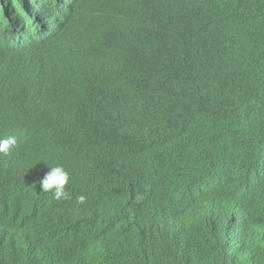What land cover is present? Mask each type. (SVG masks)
I'll use <instances>...</instances> for the list:
<instances>
[{"label": "trees", "instance_id": "obj_1", "mask_svg": "<svg viewBox=\"0 0 264 264\" xmlns=\"http://www.w3.org/2000/svg\"><path fill=\"white\" fill-rule=\"evenodd\" d=\"M3 2L0 264H264V0Z\"/></svg>", "mask_w": 264, "mask_h": 264}, {"label": "clouds", "instance_id": "obj_2", "mask_svg": "<svg viewBox=\"0 0 264 264\" xmlns=\"http://www.w3.org/2000/svg\"><path fill=\"white\" fill-rule=\"evenodd\" d=\"M1 2L4 5L3 0ZM19 29V28H17ZM17 29L12 30V34L7 36H4L3 45H9L13 47L10 43H8L11 40H23L25 38H29L35 35V32L33 30H22L17 33ZM22 28H20L21 30ZM6 40V42H5ZM28 41L22 42V44H16L14 46L22 47L24 44H26ZM15 143V139L12 137H0V152H7L10 145ZM43 170V169H42ZM44 171V170H43ZM140 171L133 167L132 169V175L135 176L136 174H139ZM69 180V172L66 169V167L56 166L49 169V171L44 175V177L39 181L40 187L46 191V194L51 193L49 196L56 197L57 199H60L63 197L64 199H68L69 195L67 192L64 191V186ZM77 200L79 203H83L85 200V196L81 195L77 197Z\"/></svg>", "mask_w": 264, "mask_h": 264}, {"label": "bare ground", "instance_id": "obj_3", "mask_svg": "<svg viewBox=\"0 0 264 264\" xmlns=\"http://www.w3.org/2000/svg\"><path fill=\"white\" fill-rule=\"evenodd\" d=\"M74 1H75V0H68V2H67V6H65V7H67V8H64V9H66V10H65V14H66L67 10L71 7V5L73 4ZM65 14H63V16H65ZM63 16H62V18H63ZM2 19H3V17H2ZM2 19H1L0 21H2ZM12 24H16V23H11V22L8 23V27H7L8 29H6V30L8 31V35H10V34L13 33L12 30L10 29V26H11ZM19 24L25 26L23 22H22V23H19ZM59 24H60V25H58L57 27H50V28H47V29L43 30V32L46 31V30H49V31H50V33L46 34L45 36L37 35V33H36L34 36L29 37L28 39L25 38V39H23V40H11V41H9V42H11L12 44H13V42H16V44H22V42L28 41L27 43L35 44L36 42L43 41V40L48 39L49 37H51L55 32H57V31L59 30V28H60L61 25H62V22L59 23ZM1 28H2V27H1ZM22 30H26V29L22 28V29L20 30V28H19V29H17L16 31H17V33H18V32H20V31H22ZM3 35H4V34H3ZM7 38H8V36H7ZM13 45H14V44H13ZM48 194H49V193H48ZM50 194H51V193H50ZM46 195H47V194H46ZM46 195H45V196H46ZM45 196H44V197H45ZM44 197H43V198H44ZM43 198H42V199H43ZM42 199L40 200V203H41V204L47 200V199H46V200H42Z\"/></svg>", "mask_w": 264, "mask_h": 264}]
</instances>
